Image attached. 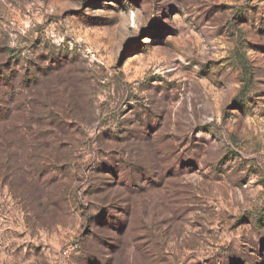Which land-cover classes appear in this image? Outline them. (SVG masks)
Here are the masks:
<instances>
[{"label":"rangeland","instance_id":"1","mask_svg":"<svg viewBox=\"0 0 264 264\" xmlns=\"http://www.w3.org/2000/svg\"><path fill=\"white\" fill-rule=\"evenodd\" d=\"M0 264H264V0H0Z\"/></svg>","mask_w":264,"mask_h":264},{"label":"trees","instance_id":"2","mask_svg":"<svg viewBox=\"0 0 264 264\" xmlns=\"http://www.w3.org/2000/svg\"><path fill=\"white\" fill-rule=\"evenodd\" d=\"M236 54H237V59H238L240 65L242 67L243 76H244L241 94L247 95V93L251 90L252 85H253V81H254L252 68H251L249 60L247 59V57L243 53V50L241 47H239L236 50Z\"/></svg>","mask_w":264,"mask_h":264}]
</instances>
